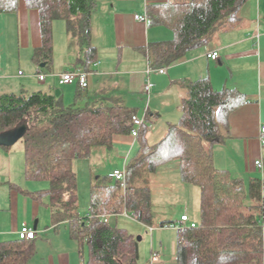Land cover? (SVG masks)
<instances>
[{
  "label": "trees",
  "instance_id": "1",
  "mask_svg": "<svg viewBox=\"0 0 264 264\" xmlns=\"http://www.w3.org/2000/svg\"><path fill=\"white\" fill-rule=\"evenodd\" d=\"M98 0H26L41 17L43 45L35 51L36 64L52 63L53 23L63 20L70 37L78 42L83 68L90 72L97 61L91 42V17ZM247 0H170L151 16L152 24L175 33L171 42L150 45L154 68L169 67L187 52L207 44L214 34L238 19ZM19 0H0V14L17 12ZM187 97L177 124L169 125L161 142L149 145V116L139 130L138 148L126 163V187L110 176L91 187L90 213L78 212L76 160L110 151L118 135H132L135 112L104 103L65 105L61 96L36 92L0 96V131L29 120L24 138L25 176L30 183H45L30 193L47 200L53 224L67 222L71 236L87 247L86 264H143L139 241L109 218L127 215L153 225L152 176L170 163L180 162L185 184L199 188L200 221L196 228L177 229L178 264H264V179L234 178L214 164V149L230 135V115L247 102L234 89L215 90L208 77L186 81ZM133 137V136H132ZM264 152V144H263ZM264 158V155H263ZM150 174V176H147ZM103 217L105 219H103ZM108 220V222H105ZM173 222L161 227H174ZM34 240H15L0 246V264H27L34 254ZM149 264V261L147 262Z\"/></svg>",
  "mask_w": 264,
  "mask_h": 264
},
{
  "label": "crops",
  "instance_id": "2",
  "mask_svg": "<svg viewBox=\"0 0 264 264\" xmlns=\"http://www.w3.org/2000/svg\"><path fill=\"white\" fill-rule=\"evenodd\" d=\"M169 1L98 0L91 17V42L98 55L87 72L83 68V51L76 39L69 36L63 20L53 23L52 63L34 62L35 51L43 45L40 12L28 8L26 0H19L17 12L0 14V96H28L36 92L56 95L59 90L67 106L77 99L82 107L99 103L112 107L121 105L135 112V116H149L147 141L153 146L163 140L169 125L180 121L183 101L188 94L183 83L208 77L215 90L234 89L248 99L229 118L230 135L226 142H232L231 146L238 149L236 161L232 167L221 162V159L226 160L222 149L225 142L215 147L214 164L220 170H228L234 178L247 181L255 178L259 173L254 163L264 155L261 141L264 137L261 134L264 126V0H247L235 22L218 30L207 44L164 67L166 72L162 74L155 71L161 68L151 64L149 47L173 41L175 33L168 26L152 24L151 16ZM139 17H146L147 22L140 21ZM216 51L217 60L207 57L208 53ZM77 70L89 73L88 89L60 83L62 73ZM40 75L46 78L42 81ZM148 82L153 85L150 93L146 91ZM15 146L0 149V246L19 238L18 232L28 226L37 232V237L33 241L34 254L27 264H86L89 260L86 248L82 252L80 242L71 236L68 223L53 224L51 211L45 205L47 200L42 202L28 193L39 189L21 187L23 182L26 186L30 184L25 176V145L17 151L13 150ZM137 148L138 139L130 134L118 135L113 140L112 150L93 154L90 158L96 156L101 160L91 173L90 195L93 184L114 170L122 169L120 165L129 162ZM107 158L111 162H107ZM8 168L13 173L10 174V170L5 173L4 169ZM179 172L180 162L176 161L162 167L151 178L153 211L163 202L162 198L176 204L171 215L157 216V224L173 222L177 225L179 221V226L183 216L189 217V223L200 221V190L183 183ZM17 177L23 182H16ZM180 206L182 210H178ZM193 210L198 214L197 220L190 214ZM113 219L109 218L110 223ZM154 229L152 225L150 231ZM163 249L153 246L151 254L160 251L163 264H178L177 241L176 255L171 259Z\"/></svg>",
  "mask_w": 264,
  "mask_h": 264
},
{
  "label": "rangeland",
  "instance_id": "3",
  "mask_svg": "<svg viewBox=\"0 0 264 264\" xmlns=\"http://www.w3.org/2000/svg\"><path fill=\"white\" fill-rule=\"evenodd\" d=\"M139 118L144 119L143 117H139ZM231 143L230 144L227 143L226 146L222 148L225 153L223 154V156H225L224 158H226L227 161L226 160L222 161L221 159V162H223V164H225L227 167L228 166L232 167L233 162L236 161L235 155L238 153V149L236 147L233 148L231 146ZM15 145H14L15 147L13 148V150L17 151L18 149L22 147V145H24V140L23 139L20 140ZM98 160H101V159L96 158V156L94 158H89V159H80V160H76L73 166L74 171L78 178V196H79L78 212L83 217L88 215L90 211V203H91L89 200L90 184H91L90 178H91V173L95 172V168L98 165ZM107 160H108L107 162H111L110 158H107ZM124 166L125 165L123 166L120 165L122 169L124 168ZM9 170H10V174L13 173V170H11V168L4 169L5 173L6 171H9ZM147 176H150V174H148ZM15 180L18 183L23 182V181H20V178L18 177ZM27 184L28 185L26 186V184L23 182L21 187L22 188L30 187V190H35V189H42L44 188V186H46L45 183H30V184L27 183ZM150 185H151V181H150ZM154 185H156V183ZM160 191L158 192L160 193ZM158 192L156 190L157 194H159ZM160 201H163V202L157 205V207L153 211V227H155L153 231H150V227L136 221L135 219H132L129 216L123 215V216H119L118 218L113 219L114 225H117L119 228L126 229L130 234H133L137 239L141 238V241H139V251H140L141 261L143 264H147V262L150 260L151 250L153 246L156 249H160L161 247H163L165 249L163 250L168 256V259H171L174 255H176V241H177V228L176 227L178 226L179 221L176 223L177 225H175L174 227L161 228V223L157 224V220H159L157 219V216H161V215L166 216V214L171 215V212L172 210L175 209L176 204H173L174 202H171L169 200H165V198L160 199ZM182 209L183 208L181 206L178 207V210H182ZM190 214L191 215L194 214L193 219L195 220L198 219V218L196 219L198 214H196L194 210L190 212ZM176 220H179V219H176ZM161 242L163 245H160ZM174 251H175V254H174ZM86 253H88L87 247H86Z\"/></svg>",
  "mask_w": 264,
  "mask_h": 264
},
{
  "label": "built area",
  "instance_id": "4",
  "mask_svg": "<svg viewBox=\"0 0 264 264\" xmlns=\"http://www.w3.org/2000/svg\"><path fill=\"white\" fill-rule=\"evenodd\" d=\"M142 22H147L146 17H139L138 18ZM207 57L213 60H217L219 58V53L211 52L207 54ZM159 73H165L166 69H157L155 70ZM22 75V73H20ZM40 80H44L46 78V75H40ZM60 83L62 85H74L77 84L80 89L86 90L89 87V73L81 70L73 71V72H65L60 75ZM152 83L148 82L146 86V91L150 93L152 89ZM131 126H132V136L134 138H137L139 135V130L144 126V119L139 118V116H133L131 120ZM261 134L264 136V126L261 129ZM262 144H264V137L262 138ZM255 168L257 172L261 175V177L264 179V158H260L255 161ZM126 165V164H125ZM126 166H124L123 169L114 170L110 173V177L114 179L115 181H118L121 184V187H126ZM103 219H105L103 217ZM105 222H108V220H105ZM182 226L183 228H196L195 223H189V217L183 216L182 217ZM180 226H177L178 229ZM18 236L21 240H35L37 237V232L29 228L28 226L23 227L19 232ZM149 264H163L162 260V253L160 251H154L151 254Z\"/></svg>",
  "mask_w": 264,
  "mask_h": 264
},
{
  "label": "water",
  "instance_id": "5",
  "mask_svg": "<svg viewBox=\"0 0 264 264\" xmlns=\"http://www.w3.org/2000/svg\"><path fill=\"white\" fill-rule=\"evenodd\" d=\"M56 95L57 96L60 95L59 90L57 91ZM29 129H30L29 120L24 119L10 130L4 131V132L0 131V148L14 146L20 140L25 138ZM138 241H141V238H138Z\"/></svg>",
  "mask_w": 264,
  "mask_h": 264
}]
</instances>
